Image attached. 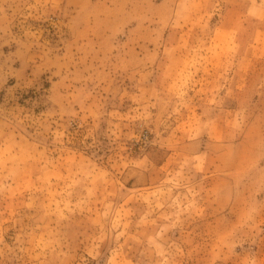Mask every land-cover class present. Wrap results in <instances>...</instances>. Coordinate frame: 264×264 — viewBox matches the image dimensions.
Segmentation results:
<instances>
[{"label": "rangeland", "instance_id": "rangeland-1", "mask_svg": "<svg viewBox=\"0 0 264 264\" xmlns=\"http://www.w3.org/2000/svg\"><path fill=\"white\" fill-rule=\"evenodd\" d=\"M233 1L0 0V264H264V0Z\"/></svg>", "mask_w": 264, "mask_h": 264}, {"label": "crops", "instance_id": "crops-1", "mask_svg": "<svg viewBox=\"0 0 264 264\" xmlns=\"http://www.w3.org/2000/svg\"><path fill=\"white\" fill-rule=\"evenodd\" d=\"M233 3H234V5H231L229 8L227 7V9L233 10L237 16L236 19H238L240 21V23H242L243 18L247 17V13H245V16H243V12L248 11L250 8H252V5H250V3H248V1H246V0H234ZM249 20L253 24H255V22H257L258 24H262L263 25L262 31L264 30V21H262L258 18H253V17H250ZM241 25L244 26L243 23Z\"/></svg>", "mask_w": 264, "mask_h": 264}]
</instances>
